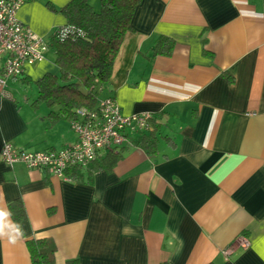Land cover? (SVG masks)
I'll return each mask as SVG.
<instances>
[{
	"label": "crops",
	"instance_id": "0c3cea01",
	"mask_svg": "<svg viewBox=\"0 0 264 264\" xmlns=\"http://www.w3.org/2000/svg\"><path fill=\"white\" fill-rule=\"evenodd\" d=\"M70 1L27 0L17 13L48 50L6 82L0 150L75 140L26 87L57 74L49 40ZM131 24L100 97L149 114L155 150L124 144L90 182L0 160V208L18 204L23 232L15 244L0 238V264H30L25 242L42 238L55 264H264V0H140ZM160 37L173 41L158 48L166 54L153 51Z\"/></svg>",
	"mask_w": 264,
	"mask_h": 264
},
{
	"label": "trees",
	"instance_id": "16d2710c",
	"mask_svg": "<svg viewBox=\"0 0 264 264\" xmlns=\"http://www.w3.org/2000/svg\"><path fill=\"white\" fill-rule=\"evenodd\" d=\"M140 0H97V8L88 0H71L61 8L70 32L60 41L56 30L49 40L54 53L57 74H45L35 84V103H43L52 118L70 123L78 117V110L93 111L102 91H106L112 67L126 33L133 31L132 18ZM58 30V29H57ZM173 41L160 37L153 47L167 51ZM154 54V55H156ZM166 54V53H162ZM105 98H112L106 96ZM158 130L152 120L146 130H123L129 144L147 153L155 150ZM124 145V144H123ZM112 148L95 160L71 167L65 175L71 181L90 182L99 171L109 172L122 158L125 146ZM11 218L19 226L22 212L17 203L8 206ZM30 264H55L56 247L49 238L30 239L25 242ZM66 264H77L76 260ZM165 264V263H163ZM212 264V263H211Z\"/></svg>",
	"mask_w": 264,
	"mask_h": 264
},
{
	"label": "built area",
	"instance_id": "2783aa9c",
	"mask_svg": "<svg viewBox=\"0 0 264 264\" xmlns=\"http://www.w3.org/2000/svg\"><path fill=\"white\" fill-rule=\"evenodd\" d=\"M27 0H0V95H5V85L10 79H17L25 73L27 66L42 59L48 44L29 28L23 26L17 13ZM70 28L56 30L60 41L64 40ZM77 119L70 123L75 140L58 150L26 152L4 143L0 160L7 168L21 163L27 169L47 171L52 176L69 178L65 171L71 167L85 165L112 148L129 144L123 130H146L149 114L123 115L112 98L98 101L93 111L78 110ZM226 253V252H225Z\"/></svg>",
	"mask_w": 264,
	"mask_h": 264
},
{
	"label": "clouds",
	"instance_id": "9594fccd",
	"mask_svg": "<svg viewBox=\"0 0 264 264\" xmlns=\"http://www.w3.org/2000/svg\"><path fill=\"white\" fill-rule=\"evenodd\" d=\"M11 216L10 211L0 208V238L7 237L10 243L15 244L18 239L23 236L22 229L16 225L12 227V231H6L5 220Z\"/></svg>",
	"mask_w": 264,
	"mask_h": 264
},
{
	"label": "rangeland",
	"instance_id": "374dc122",
	"mask_svg": "<svg viewBox=\"0 0 264 264\" xmlns=\"http://www.w3.org/2000/svg\"><path fill=\"white\" fill-rule=\"evenodd\" d=\"M91 5H93L95 9L97 8V4H93V2H92ZM35 86H36V84H35ZM35 86H34V83H31V85H26V87L29 89L30 92H34L33 94H34V96L36 98V93L37 92H36Z\"/></svg>",
	"mask_w": 264,
	"mask_h": 264
}]
</instances>
